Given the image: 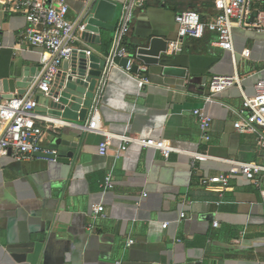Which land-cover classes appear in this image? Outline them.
I'll use <instances>...</instances> for the list:
<instances>
[{
    "label": "crops",
    "instance_id": "0c3cea01",
    "mask_svg": "<svg viewBox=\"0 0 264 264\" xmlns=\"http://www.w3.org/2000/svg\"><path fill=\"white\" fill-rule=\"evenodd\" d=\"M107 1L115 5L110 24L116 27L126 0ZM70 6L69 17L78 21L83 1L71 0ZM186 10L211 22L223 6L221 0H150L125 39L129 52L137 55L155 36L177 39L175 16ZM26 27L22 14L0 18V102L7 100L11 78L33 70L37 79L43 61L50 60L24 40ZM114 29L102 28L99 42L87 43L99 58L110 52ZM216 37L207 30L200 39L184 38L182 52L146 64L150 83L145 87L134 75L112 69L101 104L105 130L163 139L183 153L167 159L137 143L121 152L125 143L114 138L102 155L103 135L84 131L85 121L57 118L55 123L39 121L41 144L66 157L74 148L60 147L55 139L79 138L69 163L36 156L0 158V264H264V173L249 180L232 173L229 162L264 164L259 133L264 129L240 132L234 127L244 94L254 95L264 79V32L235 29V55L215 46ZM246 50L249 56L243 55ZM168 66L186 74H169ZM221 75H238L240 84L212 86L213 77ZM198 108L212 117L210 140L201 131ZM4 121L0 117V132ZM193 152L212 158L193 160ZM223 174L229 175L228 186L203 183ZM108 175L112 188L104 185ZM97 205L104 210L96 213ZM130 239L134 243L128 245Z\"/></svg>",
    "mask_w": 264,
    "mask_h": 264
},
{
    "label": "built area",
    "instance_id": "2783aa9c",
    "mask_svg": "<svg viewBox=\"0 0 264 264\" xmlns=\"http://www.w3.org/2000/svg\"><path fill=\"white\" fill-rule=\"evenodd\" d=\"M71 0H0V18L5 13L22 14L26 17L27 27L23 33L24 40L32 48H40L44 55L50 56L49 61H43L44 68L39 78V84L30 95L15 96L0 102V117L5 119L3 130L0 132V158L10 155L15 160H28L35 156L37 151H45L41 144L44 134L43 126L39 121L55 123L57 118L41 115L37 110L38 103L33 97L37 91L49 93L52 82L64 60L71 58L74 50L84 51L91 56L95 51L83 40L82 34L86 30L85 22L88 8L93 0H82L83 9L78 21L69 17ZM150 0H126L123 4L122 14L114 35L110 52L103 56L105 64L101 74L97 78L94 95L89 106L88 116L82 129L86 132L98 133L104 136L100 144L99 152L107 154L108 147L114 138H119L125 144L121 152L127 149V145L137 143L144 147L154 148L162 152L165 158L172 153H183L180 148L167 143L166 140L143 139L137 135H117L105 130L101 126V104L109 82L112 69L118 67L129 74L134 75L140 87L150 83L147 75L148 66L138 60L136 55L129 52L125 39L131 31L132 24L138 12L145 9ZM94 2V1H93ZM223 10L214 21H202L200 14L193 10L177 13L175 22L178 25V37L168 44L167 53L177 54L183 51L184 38H202L207 30L217 33L213 41L215 46L231 51L235 55L234 30L237 28L252 29L264 32V0H221ZM80 44L82 47H78ZM243 55L249 56V51ZM123 58H128L126 65L121 64ZM138 66L137 72L133 71ZM240 84L238 75L214 76L211 85L230 86ZM254 95L244 94L242 107L238 111L239 119L234 127L240 132H257L258 128L264 129V79L258 81L255 86ZM212 102V96L206 97ZM201 131L206 140L211 139L212 117L204 109H196ZM259 132V131H258ZM260 133L262 147L264 148V130ZM193 160L206 161L212 158L208 153H190ZM232 165V173H240L249 180H254L258 175L264 173V164L246 161H229ZM221 182L228 186L229 175H220L203 180L204 184ZM105 187L112 188L111 175L106 177ZM104 210L103 205L94 207L96 213ZM168 223L163 227L167 228ZM134 243L133 239L128 245Z\"/></svg>",
    "mask_w": 264,
    "mask_h": 264
},
{
    "label": "water",
    "instance_id": "95a60500",
    "mask_svg": "<svg viewBox=\"0 0 264 264\" xmlns=\"http://www.w3.org/2000/svg\"><path fill=\"white\" fill-rule=\"evenodd\" d=\"M93 1L88 8L84 9L85 13L88 12L85 19L86 30L82 34L86 43L99 42L102 28L113 30L115 27L110 24L114 17L115 5L107 0ZM168 44L169 42L162 37H152L137 49L136 56L145 64H159L166 57L163 54H167ZM120 62L122 65H126L128 58H123ZM104 64L103 57L99 58L96 54L87 56L84 51H79L76 48L71 58L63 61L52 82L50 92L37 91L36 101L39 106H46L47 111H40L41 107L36 108V110L58 119L75 122L86 121L97 78L100 76ZM137 70L138 66L135 65L133 71L137 72ZM166 72L184 76L186 69L168 66ZM33 73V70H25L22 76L11 78L9 80L10 89L5 93L4 98L24 96L31 86H34L31 90L35 91L39 84L40 75L36 79V75ZM54 143L60 147L68 146L75 149L78 148L79 138L69 141L59 137L55 139ZM74 149L70 150L66 157H60L49 151H37L35 156L69 163L75 155Z\"/></svg>",
    "mask_w": 264,
    "mask_h": 264
}]
</instances>
